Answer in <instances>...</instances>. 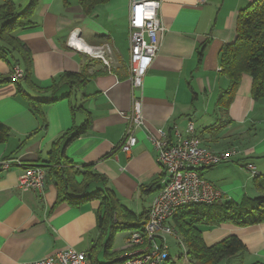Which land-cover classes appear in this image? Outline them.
Returning a JSON list of instances; mask_svg holds the SVG:
<instances>
[{"label":"crops","instance_id":"0c3cea01","mask_svg":"<svg viewBox=\"0 0 264 264\" xmlns=\"http://www.w3.org/2000/svg\"><path fill=\"white\" fill-rule=\"evenodd\" d=\"M130 1L104 0L86 10L80 0H38L32 25L13 32L25 51L0 42L6 51L5 58L0 57V81L15 64L25 71L18 82H0V122L9 128V136L0 142V162L43 164L56 139L68 138L89 121L67 144L61 139L59 148L76 169L91 168L102 175L120 204L142 221L163 175L147 131L163 128L174 139L173 128L185 136L186 124L192 121L201 145L216 152L237 150L231 161L204 168L201 175L224 199L255 197V179L264 177V100L252 98V79L243 74L227 106L219 107L217 101L229 84L218 70L220 51L235 40L238 13L254 0H160L158 14L165 27L161 46L135 92L142 100L145 127L136 130V145L124 152L117 145L126 126L120 113L128 112L132 103ZM15 4L20 12L29 0ZM93 45L108 46L109 65L87 54L85 47ZM64 73H78L83 80L73 87L57 85ZM19 87L29 97L45 101L36 104L42 115L31 110ZM52 97L55 100L49 102ZM247 164L258 174L253 176ZM43 169L46 187L39 193L18 187L21 167L16 162L8 168L0 164V264H23L65 249L92 252L100 263L126 254L129 230L112 236L109 229L101 232L100 201H58L55 178ZM75 180L79 183L81 177ZM96 188L101 185L90 187ZM200 230L207 246L235 235L246 247L244 253L216 264L264 262V221ZM170 257L161 264H187L178 254Z\"/></svg>","mask_w":264,"mask_h":264},{"label":"trees","instance_id":"16d2710c","mask_svg":"<svg viewBox=\"0 0 264 264\" xmlns=\"http://www.w3.org/2000/svg\"><path fill=\"white\" fill-rule=\"evenodd\" d=\"M104 0H80L86 10L96 3ZM38 0H29L28 6L16 11L13 0H2L0 5V42L3 41L10 49L24 52L25 47L13 36L17 29L32 25L33 11ZM17 51V52H18ZM6 51L0 44V57L5 58ZM16 65V64H15ZM14 65V66H15ZM220 71L228 79V87L222 90L218 96L219 107H225L235 93L243 74L252 79L251 96L254 100H264V0H254L246 8L239 11L236 20V38L232 43L225 44L220 51ZM25 74V71H24ZM25 75H23L24 77ZM83 76L78 73H64L59 76L57 85L65 84L69 87L82 82ZM10 80L9 78L1 81ZM0 81V82H1ZM11 81V80H10ZM18 82V81H16ZM60 87V86H59ZM21 92L26 98L32 111L42 115V111L36 105L41 103L38 99L29 97ZM56 91H51L54 94ZM52 97L49 102L54 101ZM89 121L73 129L68 138L56 139L48 151V159L42 164H24V166L47 167L59 190L58 201H67L78 205L87 200L97 199L100 201V211L97 225L101 232L109 229L110 235L115 231L136 230L142 227L143 221H136L134 213L120 204L116 195L108 187L107 180L91 168L84 170L76 169L73 163L64 155L59 148V141L64 138L66 144L78 134L84 132L89 126ZM9 136V128L0 122V142ZM76 176H80V182H76ZM93 184L101 185V188L91 190ZM254 187L258 194L255 197H245L240 202H234L221 198L210 204H192L179 209L168 221L179 233V237L187 249L188 260L192 264H216L225 258L244 253L245 245L235 235L207 246L202 238L200 227L215 226L223 223L235 226H248L264 221V177L257 178ZM69 190V192H68ZM114 216L117 220H113ZM112 236V235H111ZM180 249V246H178ZM105 254L108 248H105ZM87 264H121L123 258L111 259L107 263H100L92 255L86 253ZM182 257V252L178 254ZM169 257L166 261H168ZM251 264H264L255 262Z\"/></svg>","mask_w":264,"mask_h":264},{"label":"built area","instance_id":"2783aa9c","mask_svg":"<svg viewBox=\"0 0 264 264\" xmlns=\"http://www.w3.org/2000/svg\"><path fill=\"white\" fill-rule=\"evenodd\" d=\"M160 5V0H131L129 5L128 71L132 103L128 112L120 113L126 126L117 145L124 152H129L136 145V130L145 127L142 100L135 92L142 87L145 73L161 46L165 27L158 14ZM85 51L92 57L99 58L103 64L109 65L107 45L86 46ZM23 75L24 71L15 65L8 78L16 82ZM173 130L174 139H171L163 128L158 127L154 132L147 131V138L157 152V161L163 175L142 227L129 230L125 236V244L129 250L122 256L121 264L165 262L170 257L167 242L169 237L180 246L182 257L186 259L187 264H192L188 260L187 249L178 231L168 221L179 209L188 205L210 204L222 198L221 191L201 175V170L231 161L237 150L232 148L216 152L201 145L199 138L194 134L192 121L186 124L185 136H182L176 127ZM12 162L21 167L17 184L20 189H31L39 193L45 189L46 176L42 167L24 166L22 162L13 159H4L0 164L8 168ZM246 166L253 176L258 174L252 164ZM86 260V253L65 249L23 264H87Z\"/></svg>","mask_w":264,"mask_h":264},{"label":"rangeland","instance_id":"374dc122","mask_svg":"<svg viewBox=\"0 0 264 264\" xmlns=\"http://www.w3.org/2000/svg\"><path fill=\"white\" fill-rule=\"evenodd\" d=\"M15 2H17V3H21V0H14ZM26 7V6H25ZM20 9H23L24 8V6L22 5V6H20L19 7ZM18 8V9H19ZM168 244L170 245V254L174 257H176L177 256V254H179L180 252H181V248L179 249V245L175 242V240L173 239V238H171V237H169L168 238Z\"/></svg>","mask_w":264,"mask_h":264},{"label":"bare ground","instance_id":"6f19581e","mask_svg":"<svg viewBox=\"0 0 264 264\" xmlns=\"http://www.w3.org/2000/svg\"><path fill=\"white\" fill-rule=\"evenodd\" d=\"M80 47H82V45H80Z\"/></svg>","mask_w":264,"mask_h":264}]
</instances>
